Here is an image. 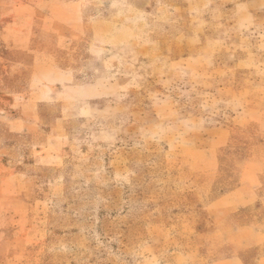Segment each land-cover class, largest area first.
Returning <instances> with one entry per match:
<instances>
[{
    "label": "rangeland",
    "instance_id": "1",
    "mask_svg": "<svg viewBox=\"0 0 264 264\" xmlns=\"http://www.w3.org/2000/svg\"><path fill=\"white\" fill-rule=\"evenodd\" d=\"M0 264H264V0H0Z\"/></svg>",
    "mask_w": 264,
    "mask_h": 264
}]
</instances>
